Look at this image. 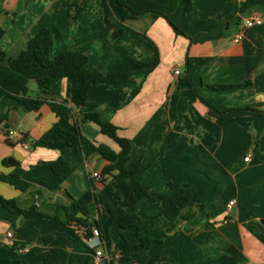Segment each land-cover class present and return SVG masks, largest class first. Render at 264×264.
<instances>
[{
	"label": "crops",
	"instance_id": "crops-1",
	"mask_svg": "<svg viewBox=\"0 0 264 264\" xmlns=\"http://www.w3.org/2000/svg\"><path fill=\"white\" fill-rule=\"evenodd\" d=\"M102 1L0 0V53L5 60L17 57L47 27L53 38L51 58L63 48L79 50L101 74L109 73L123 56L149 61L131 67L121 82L92 84L80 111L99 112L131 141L127 166L141 164L140 183L155 193L187 189L192 204L170 221L158 197L143 198L134 211L142 221L154 222L149 234L156 242L138 246L127 261L117 247L121 235L133 244L139 239L134 228L111 223L109 214L126 195L127 182L103 178L106 160L92 148L102 143L117 150V145L92 121L78 124L77 147L42 143L41 135L56 121L72 130L78 113L68 121L59 120L48 103L31 110L15 97L2 95L0 172L13 173L30 187L20 191L0 180V196L14 199L21 208L34 204L58 218L64 216L62 206L71 208L72 199L88 204L99 220L101 235L73 239L68 225L57 218L13 213L0 206V264L20 260L46 264L53 247L67 250L66 264H94L96 249L112 264H143L152 257L158 258L155 264H264V24L242 26L249 14L264 17V7L241 11L244 0H191L193 10L185 11L178 0L168 14L182 32L178 34L162 16L146 13L123 20L110 0L108 30ZM162 1L126 0L138 11ZM75 6L81 10L74 19ZM237 33L241 38L235 41ZM185 71L199 97L216 110L260 112L237 110L212 116L202 101L192 99L188 84H178ZM26 87V95L41 96L35 79H29ZM53 89L55 96L46 97L47 101L69 102L67 78L55 82ZM10 128L23 131L28 146L9 139ZM249 150L251 156L245 161ZM58 157L70 164L62 180L50 167ZM95 172L100 177L93 176ZM230 199L235 204L228 210ZM96 206L105 214L98 213ZM45 236L50 239L44 241ZM14 242L25 245L15 248Z\"/></svg>",
	"mask_w": 264,
	"mask_h": 264
},
{
	"label": "trees",
	"instance_id": "trees-1",
	"mask_svg": "<svg viewBox=\"0 0 264 264\" xmlns=\"http://www.w3.org/2000/svg\"><path fill=\"white\" fill-rule=\"evenodd\" d=\"M114 4V8L118 9L123 20L137 18L143 14L150 13L154 17H164L175 33H182L177 25L170 21L168 14L177 6L178 0H163L161 3L154 5L152 8L143 10L132 9L126 0H110ZM185 11L193 10L191 0H182ZM72 4L68 3L67 7L71 8ZM74 5V4H73ZM104 10V22L108 30L111 29V22L108 18L107 0L102 1ZM264 7V0H244L240 7L241 11L249 10L253 7ZM72 17L75 19L80 12V8L75 6ZM53 46V38L49 28L42 27L27 43L26 47L17 55V57L9 60L0 53V96L7 95L15 97L19 103L26 108L37 110L43 103H48L51 110L56 114L59 120L68 121L76 113L79 119H73L72 130L63 127L59 121L54 122L40 137L39 141L54 147H77L81 142V132L79 123L92 121L96 123L102 134L107 136L113 143L117 145V150L107 144L92 145L93 150L98 152L106 165L102 168V177L110 178L111 181L124 179L127 182L126 195L121 197L120 205L109 209L110 222L116 223L120 228H134V235L139 239L136 244L131 243L125 236L121 235V239L117 244L118 249L122 252V257L131 262L130 254L138 246L148 247L156 239L149 232L153 229L154 222L152 220L142 221L140 216L134 211L138 203L143 198L156 196L161 200L164 214L170 220H174L182 208L192 204L191 194L187 189H174L169 193L152 192L148 185H144L137 180V174L141 170L139 162L127 166L129 160V152L131 141L128 138L118 134V127L113 123L104 120L100 113L81 112L80 109L85 106L89 100L88 91L94 83L114 84L125 80L133 66H144L149 61L141 62L128 56H123L115 67L107 74L98 73L93 65L89 62L88 56L79 51L69 48H63L53 58L50 51ZM188 65V61H187ZM62 78L69 81V102L66 100L56 101L55 99L47 101L46 97H54L55 91L53 85ZM29 79H35L38 82V89L41 96L31 97L26 95V83ZM186 83L189 85V91L193 100L199 99L209 109L212 116L234 112L237 110H252L260 112L253 108L228 109L226 111H218L213 106L201 99L196 92L192 80L187 71L178 79V84ZM217 88H227V85H216ZM78 111V112H77ZM51 170L62 180L65 174L70 170V164L63 157H58L50 164ZM0 180L9 183L20 191H26L30 187V183L19 176L0 172ZM97 202L94 199V204ZM71 208L62 206L64 213L63 218L56 215L47 214L39 211L34 204L28 208L19 207L14 199H6L0 196V206L6 207L9 211L19 214H39L41 216H50L61 220L67 224L73 239L80 236L91 237L94 235L93 230L96 229L98 235H101L100 223L97 218L92 216L88 204H80L76 200H71ZM130 209V210H128ZM98 213L105 214L100 207L96 206ZM49 236L43 237L44 241H48ZM24 243L14 242L13 247L19 248ZM68 252L62 247H53L44 259L46 264H66ZM157 257H152L143 264H155ZM17 264H28L24 260L18 261ZM112 260L109 259V263Z\"/></svg>",
	"mask_w": 264,
	"mask_h": 264
},
{
	"label": "built area",
	"instance_id": "built-area-1",
	"mask_svg": "<svg viewBox=\"0 0 264 264\" xmlns=\"http://www.w3.org/2000/svg\"><path fill=\"white\" fill-rule=\"evenodd\" d=\"M262 24H264V17L257 15V14H249V15L245 16L242 20V26L243 27L259 26ZM240 38H241V33H237L234 37L235 41L239 40ZM174 74L178 75L179 70L175 69ZM24 134L25 133L23 131L17 130L15 128H10L6 132V135L9 139L21 141L24 143L25 146H28V143L26 141L24 142ZM250 156H251V150H249L247 152L246 156L244 157V160L245 161L249 160ZM93 176L100 177V174L95 172V173H93ZM234 204H235V199H230L228 201V204H227V209L230 210ZM228 220L229 219H225L224 222H227ZM93 232H94V234L98 235V232L96 229H94ZM7 235L9 237H11L12 232L9 231L7 233ZM93 262H94V264H108L109 260H108V257H104L101 249H96L94 252V255H93Z\"/></svg>",
	"mask_w": 264,
	"mask_h": 264
},
{
	"label": "water",
	"instance_id": "water-1",
	"mask_svg": "<svg viewBox=\"0 0 264 264\" xmlns=\"http://www.w3.org/2000/svg\"><path fill=\"white\" fill-rule=\"evenodd\" d=\"M262 223L264 224V218L262 219Z\"/></svg>",
	"mask_w": 264,
	"mask_h": 264
}]
</instances>
